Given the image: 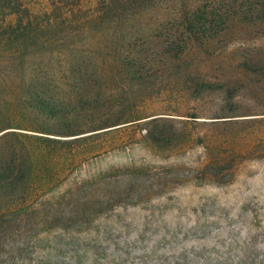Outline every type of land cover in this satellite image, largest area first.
I'll return each mask as SVG.
<instances>
[{
    "label": "rangeland",
    "instance_id": "374dc122",
    "mask_svg": "<svg viewBox=\"0 0 264 264\" xmlns=\"http://www.w3.org/2000/svg\"><path fill=\"white\" fill-rule=\"evenodd\" d=\"M60 1L98 2L0 0V21L22 2L40 12ZM249 1H160L153 16L105 20L86 40L54 42L50 62L11 69L0 135L41 140L17 148L11 170L24 175L0 186V264H264V75L242 66L248 39L264 51V0ZM189 23L210 46L133 65L136 39L165 53L156 43ZM104 41L121 62L107 70L103 101L66 96L61 71ZM104 113L116 122H87ZM60 118L78 132L66 135Z\"/></svg>",
    "mask_w": 264,
    "mask_h": 264
},
{
    "label": "trees",
    "instance_id": "16d2710c",
    "mask_svg": "<svg viewBox=\"0 0 264 264\" xmlns=\"http://www.w3.org/2000/svg\"><path fill=\"white\" fill-rule=\"evenodd\" d=\"M160 1L163 3L162 5L166 6L168 4L167 0H98L95 7L84 9L79 3L68 4L66 2L67 4H65L60 1L53 4L50 10L40 12L35 11L34 7L24 5L22 2L16 6L15 11L5 15L4 19L0 21V43L2 44L0 46L8 49L0 52V83L8 85L12 81L13 74L10 73L12 68L23 69L27 64L50 62L51 58L46 60L44 53L49 51L54 42L62 45L67 39L86 40L88 35H92L94 30L96 32L97 27L105 20L116 21V24H119L120 21L129 22L136 18L153 16L152 11ZM252 1L261 3L260 5L263 2L262 0H251L249 4H252ZM167 8H170V6H167ZM7 17H14V19L7 21ZM191 22L194 28L196 26L194 25L195 21ZM211 24H215V21H212ZM230 24L231 22L226 21V30L231 28L232 25ZM241 24L252 28L263 25V23L250 25L249 22ZM217 26L220 28V24ZM185 29L186 31L177 37H167V41L164 43H156L155 47L162 46L166 50L165 53H159L162 50H158L156 53L153 52L154 54H149L150 50L157 48H149L148 42L142 40V37L136 39L135 42L137 43L141 41V45H139L141 53H136L133 57V65L143 67L149 64H158L160 62H157L155 58L161 55H175L178 59L186 58L191 53H195L196 50L210 46L207 43L209 41H199L198 38L195 36L193 38L190 35L189 32L194 31V29L193 31L190 30V23ZM257 40L248 39L247 42L250 43H245L243 49H246L247 52L242 57V66L247 74L261 76L264 75V53H262L264 51L263 46L254 44ZM87 48L89 49L88 51L86 49L87 59L82 60V63L72 67L68 72L61 71L65 76L63 80L66 83L68 80L71 82V84L64 86L67 89L66 96L79 97L74 98L77 101L101 102L103 100H100V97L105 95L109 88L107 83L110 74L107 70H111V64L115 61L121 62L120 56L116 55L119 51L118 44L112 41H104L101 44L89 45ZM58 61L61 62L62 59ZM162 64L164 65V63ZM74 99L69 98L70 101H75ZM106 114L104 113L100 119L87 122H98L100 124L98 126L116 122L115 115L108 117ZM59 120L63 124L66 123V135L78 132L80 125L77 123L69 121L67 118H60ZM35 140H41V137L22 136L14 132H6L0 135V186L13 177L15 179L23 177L24 170L19 169L20 166H18L15 174L13 172L14 167L12 165L16 163L17 166L18 161V153L15 152L18 147L26 148L28 142ZM70 143H76V141ZM7 153L11 156L10 160L4 158Z\"/></svg>",
    "mask_w": 264,
    "mask_h": 264
}]
</instances>
